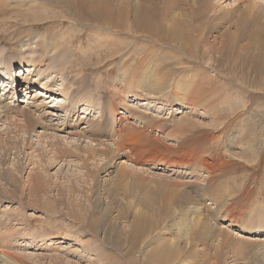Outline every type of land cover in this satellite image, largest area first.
<instances>
[{
  "label": "rangeland",
  "instance_id": "1",
  "mask_svg": "<svg viewBox=\"0 0 264 264\" xmlns=\"http://www.w3.org/2000/svg\"><path fill=\"white\" fill-rule=\"evenodd\" d=\"M132 1L103 2L117 9L123 4L130 11ZM175 1L180 20L194 25L193 42L197 45H204L207 33L223 38L227 29L237 31L240 43L248 47L252 46L248 40L252 33L264 42V0H254L253 4L259 3L257 10L244 14L242 6L238 10L237 0H214L219 5L215 10H211L213 0ZM19 2L22 0L0 2V51L2 56L6 54L0 59V71L6 65L15 66L17 76L13 72L9 87L19 94L11 101L9 93L6 102L31 111L27 104L38 88L24 93V78L31 66L27 62L38 60L43 46L53 43L50 38L67 36L65 48L60 49V57L67 56L63 58H67L66 64H62L63 73L54 69L56 83L52 88L66 89L60 95L55 90L57 99L76 92L90 99L72 97L70 106L79 99L80 105L88 106L89 114L79 119L84 115L80 110L75 117L82 122L81 129L67 132H83L88 126L93 132L109 134L96 138L105 147H114L116 140L125 148L117 157L107 152L110 148H104L105 154L94 155L87 141L52 131L51 126L45 132L47 123L61 127L69 118L53 108L58 102L53 100L55 96L38 98V104L52 102L36 114L43 119H38L41 127L29 128L24 121L15 127L16 120L6 121L2 115L0 241L7 243L0 242V256L6 253L20 264H142L146 246L177 244L181 255L172 264H264V59L232 67L214 54L197 59L196 65H204L190 70L140 69L134 58L141 65L143 56L132 53L136 41L131 23L128 29L121 23L111 27H97L85 20L75 23L63 19L64 13L54 0H24L20 3L23 7ZM34 13L46 15L47 20L34 21ZM152 42L154 47L166 48V53L154 51L156 55L167 58L173 54L170 46L175 44H162L159 39L146 42L144 36L136 48L141 52ZM48 51L47 63L39 70L37 65L31 69H35L36 79L49 69L56 54L53 47ZM225 63L228 65L219 69ZM126 71L127 76H136L139 85L128 83ZM252 71H259L263 82L256 83L258 76ZM207 78L215 85L205 83ZM181 80L200 82L197 87L204 93L199 96L195 88L190 92L199 101L186 99L188 87ZM39 82L51 85L52 79ZM210 94L214 97L207 102L204 98ZM28 96L31 99H26ZM187 107L178 114V109ZM144 122L154 125L142 129ZM177 124L188 125L192 132L177 133ZM131 129L153 138L145 136L147 140H139L141 145L137 135L122 142ZM157 147L162 151L156 163H142L148 155H155ZM61 150L68 153L51 159ZM177 158L183 162L174 163ZM201 158L217 163L220 171L207 174ZM134 222L148 223L144 228L149 235L146 243L135 235Z\"/></svg>",
  "mask_w": 264,
  "mask_h": 264
},
{
  "label": "bare ground",
  "instance_id": "2",
  "mask_svg": "<svg viewBox=\"0 0 264 264\" xmlns=\"http://www.w3.org/2000/svg\"><path fill=\"white\" fill-rule=\"evenodd\" d=\"M23 1L24 0H22V2ZM54 1H55V4L60 9H62V11H63V13H64L63 19L73 20V22H75V23H80L84 20L85 21H91L97 27H103L104 25L111 27L114 24L119 26L121 23L127 29L129 27V24L131 23V28H132L133 32L135 33L136 47H137L139 40L143 39V36L145 37L146 42H148V39H150V40L159 39V41H162L161 42L162 44H166V43L175 44V45L170 46V48H173L174 50H173V54L169 55V57H167V58L161 57V56L155 54L156 52H154V51H157L158 49L162 50V51H164V53H166V51H165L166 48H163V47L159 48L158 46L154 47L153 42H152V46H150L148 43V47L146 49L142 50L141 52H140V50H138L135 47L134 50H132V53L137 57L139 55L143 56L141 65L134 58L135 65L137 67H141L140 69H142V67H147L146 68L147 70L152 71L153 69H163V68H167V67L168 68L179 67L183 70H186V69L190 70V69H194L195 67H202L204 65L202 62H200L199 66L196 65L197 59L205 60L207 58L214 57V54L219 59L227 60L232 67H238L239 65L240 66L243 65V67H245V66H247V64H249L248 61H252L255 59L257 61H259V60L263 61V59H264V42L260 43L261 39L257 41L256 37H254L252 35L253 33L249 36V39H248L249 41L252 42V46H250V47L246 46V44L240 43L242 40H238L239 33L237 31L235 33H231L232 31L230 32L228 29H227V31H224L223 38H218V37L214 38L213 36H211L210 34L207 33V35H206L207 40L204 42V45L203 44L197 45V43L193 42L194 25L190 22L189 23L188 22H182L180 20L181 16L176 12L177 1H175V0H163L161 2L154 1V0H134L131 2V6H129L131 8L130 11H127L126 8H128V7H126V5L122 4V5H120L121 8L117 9L116 7H113L110 4H105L103 2L104 0H54ZM220 1H222V0H219V2ZM253 1L254 0H237L235 2H240L237 5V7L239 10V8L242 6L243 7L242 12L244 14V11L248 12V10L249 11L257 10L259 3L257 4L255 2L253 4ZM0 2H1V0H0ZM22 2H19V4ZM23 3H25V2H23ZM20 5L23 7L22 4H20ZM17 6H19V5H17ZM30 6L31 5H29V7ZM218 6H219L218 4L215 5L214 0H213L211 10H213V9L215 10ZM1 8H2V11L4 12L5 8L3 7V5L1 6ZM220 8H222V7H220ZM37 14L39 15V13H37ZM37 14H35L33 16L35 17ZM38 15L36 16L34 21L35 20L36 21L47 20L46 15H45L46 17L45 16H38ZM51 15H49L48 18L51 17ZM34 17H32V18H34ZM53 17H55V15H53ZM56 18H57V16H56ZM219 19H221V18H219ZM59 22H61V21H59ZM195 28H198L201 31L200 27L196 26ZM220 28H224V26H220ZM67 30H69V29H67ZM67 34H68V32H67ZM139 35H141L142 38L139 37ZM68 37H69V35H68ZM212 38H214V40H211ZM50 39L52 40L53 43L51 45L50 44H48V45L50 47H53V50L56 54L53 53V55H52L53 60L49 61L50 62L49 63L50 64L49 69L47 68V70H44L42 75L38 74V76L40 75L39 76L40 78L39 77L38 78L41 79L42 82H44V80L51 78L52 79L51 85H49L48 83L42 84L41 82H39V79H36L37 74H36V76L34 75L35 69L31 70V69H33V67L35 68L36 65H37V69H38L39 67H42L44 64L47 63L48 58H49L48 57L49 46L48 47L43 46L44 51H42V54L38 57V60L37 59H33V60L30 59L29 62H27L28 60L26 61L29 65L31 64V66L29 67L30 71L27 73V76L24 78V82L27 83V86H26L25 90L22 89L21 92H23V90H24L25 95L26 94L28 95L29 91L34 90L33 88H36V87L38 88L35 92L36 95L33 97L32 102L27 104L30 106L31 114L27 109L20 110L19 104L12 105V102H11V101H13V98L15 96H19V94H17L16 91H14L13 89H11L9 87V82L12 81L10 79L12 77H14V75L17 76V70L15 69L14 65L10 64V66H8V67L6 65L5 69L3 70L2 75H3V79L8 80V81H6L7 84H5V85L3 84V88H2L3 91H2V93H0L1 94L0 95V120H1V116L3 115V117H6V121H9L11 119L16 120L14 122L15 127L18 124L23 123V121L25 122V124L29 128H32L35 125L36 126L38 125L41 127V125L38 122V119L39 120H43V119L39 115H38V118H36V114L38 111H41L45 107L49 106V104L52 102H47L46 100H42V102H40V104H38L37 103L38 98L43 97L47 100L51 99L52 96H55V90L58 91L56 93V95H60L61 93L65 94V92H66L65 88H63V89L62 88H57V89L52 88L53 87L52 85L54 83H56V79L52 78V77H53V73L55 72L54 69L58 68V70L61 71V69H63L65 67L62 64H66V62H64V61L67 58L65 60L63 58L67 57V56H66V54H64L63 58L60 57L61 55H63V53H61L60 49L65 48L64 46H66V44L68 42L67 36H62V37H56L55 36L54 38H50ZM68 45H69V43H68ZM71 48L73 49V47H71ZM251 49H253V50H251ZM65 50H67V49H65ZM50 51H52V50H50ZM116 51H118V50H116ZM34 52H35V54H37L36 50H34ZM58 52L60 54H58ZM69 52H70V54L72 53L71 51H69ZM114 53H116V52H114ZM0 54H1L0 59H2V57L4 58L6 56L5 53H4L5 56H2L3 53L1 51H0ZM72 55H73V53H72ZM184 55L187 56L189 60L185 59L183 57ZM23 63L26 64L25 62H23ZM72 64H74V63H72ZM227 65L228 64L225 63V64L219 65L218 67H220L219 69H224ZM205 69H209V68L207 66H205ZM13 72H16V74L13 75ZM61 72L63 73V71H61ZM253 72L255 74H257V76H258L256 83L263 82V78H261V76H259L260 75L259 71H252V73ZM25 74H26V72L24 70L23 76H25ZM126 74H127V71L124 72V77L125 76L127 77L128 83H134V84L139 85V81H135V77H136L135 75L129 77ZM34 78L36 80H33ZM181 81H183V85H186L188 87V90L185 94L186 99L189 100L190 102L199 101L200 100L199 97L198 96L193 97L194 94H191L190 92L193 88H195L198 95L201 96L204 92H202L197 87L200 85V82L195 83L193 81V82L188 84L187 80H181ZM203 81L205 83H207L208 85H211V86L215 85V83L211 82L212 80L210 81L209 78H207ZM167 85H169V84H167ZM72 91H68V92L72 93ZM75 91L76 90H74V93H75ZM9 93H12V96L9 97V98H11V101L6 102L7 97H8L7 95ZM69 93H67V94L69 95ZM76 94H77V92L74 94L75 96H72V97H74V98H85L83 100H90V99L86 98L88 95L84 96L80 93H78L77 95ZM128 96H129V98L131 97L130 94ZM72 97L68 98L66 95V97H64V98L57 99V97L55 96V98L53 100H57L58 102L56 103V105H53V108H58V109L62 110V112H65L64 114L69 115V118L67 116V119H66L67 121L65 122V125L64 126L62 125L61 127L59 125H55L53 123H49V124L47 123V125L43 127V130L45 132H47L49 130V128H50L49 126L52 127L51 128L52 131L58 130V133H68L67 130H69L71 128L72 129H76V128L81 129L80 127H78L79 124L82 123L81 121L79 122V119H85L86 118V114H89V108L86 104L80 105L81 101H79V99L77 100V103L74 107L70 106V103H74ZM212 97H214V95L210 94V95H207L204 99L207 102H210V98H212ZM2 98H4V101H2L3 100ZM149 98H150V96H149ZM26 99H28V100L31 99V96H28ZM2 102L3 103L5 102V104H3ZM142 104H145V103H142ZM35 108L37 110H33ZM78 108H79V110H78ZM186 109H188V107L184 108V109L180 108V109H178V111H180V112L179 113L177 112V113L182 114V113H184V111ZM80 110H82V115L83 114L84 115L82 117H79V119L77 120V118L75 116L80 113L79 112ZM45 116H46V114H45ZM16 117H20L21 119L19 118V120H17ZM218 118L215 117V120L216 119L218 120ZM152 123L144 122V123H142L143 126H140V128L143 129L144 126L151 127L152 125H154ZM183 123L188 124L191 127H195V124L187 123V122H183ZM100 124H101V122H99V126H100ZM73 125H74V127H73ZM83 125H86L85 121L83 122ZM83 125L81 126L82 129H84ZM188 125L182 126L181 124H177V127H178L177 133L186 134L188 132H192L191 131L192 129ZM85 129L87 130L88 126ZM86 130L83 132H82V130H77L76 132H70L69 131L70 133H68V135L73 136L79 142H83V141L86 142L87 141V143H91V145H88L87 147L94 155L105 154L104 148H110L107 150V152H112V154L115 157L121 155V150L125 148V146H123V144H119L115 140L113 143L114 147H109V145H106V147H105V144H103V142L101 140L96 139L98 137L102 138L106 134L105 132L100 131V130H98L96 132H93L90 129H88L87 131ZM111 131L113 133H115L113 128L111 129ZM145 131H148V130L145 129ZM88 133H91L93 138H91L90 135H88ZM106 135H109V134H106ZM135 135H137L136 137H137L138 141L139 140H147L146 138H144L145 136H149V137L153 138L152 134H146V133L141 132V130L131 129L127 133V137L121 138V141L127 143V139L132 137V136H135ZM151 142H153V146L156 147L155 141L152 140ZM141 144L142 143L140 142V145ZM161 144H163V142H161ZM27 145H28V143H27ZM143 148H147V147L143 146ZM169 150H171V149H168V151ZM155 151H156L155 155H150V156L148 155L147 157H145V159L142 163H145V164L150 163V162H151V164L156 163V161H157L156 156H160L161 153H159V152H161L162 150L159 147H157V148H155ZM172 151H173V149H172ZM67 153H68V150L57 151V154L55 156L51 157V159L56 160L58 156L63 157ZM176 154H178V153H176ZM204 157H206V156H204ZM127 158L129 160L128 156H127ZM148 159H149V161H148ZM215 159L217 160V158H215ZM215 159H214V161H215ZM158 162H161V161H158ZM173 162L180 164L183 162V160L182 159L180 160L177 158V159H174ZM188 163H186V164H188ZM201 163H202V166H204V169L207 172V174L214 175L218 171H220L216 168L217 163L216 164L210 163L207 160V158L206 159L201 158ZM122 165H124V164H122ZM208 176H210V175H208ZM146 225H148L147 222H145V223L134 222V225H133V230H134L135 235L137 237L142 238L144 240V243H146L147 240L149 239V237H148L149 235H148L147 231L144 229L146 227ZM0 242L7 243L5 240H2ZM178 246L179 245H177V244H169L168 246H167V244L158 245V247H155V248H148L146 246V250L143 252V256H142L143 257V260H142L143 263L142 264H172L175 257L176 256L179 257L181 255V250H179ZM0 258H2L0 260V262L4 261L5 264H20V262H18L17 260L12 261L11 258L9 257V255L6 253H3L0 256Z\"/></svg>",
  "mask_w": 264,
  "mask_h": 264
}]
</instances>
